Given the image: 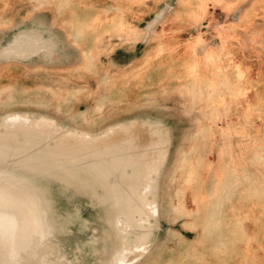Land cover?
Segmentation results:
<instances>
[{
  "label": "rangeland",
  "instance_id": "374dc122",
  "mask_svg": "<svg viewBox=\"0 0 264 264\" xmlns=\"http://www.w3.org/2000/svg\"><path fill=\"white\" fill-rule=\"evenodd\" d=\"M19 37L36 52L4 56ZM2 117L38 158L0 165L40 198L11 264H109L148 228L133 264H264V0H0ZM165 135L156 214L124 228Z\"/></svg>",
  "mask_w": 264,
  "mask_h": 264
},
{
  "label": "bare ground",
  "instance_id": "6f19581e",
  "mask_svg": "<svg viewBox=\"0 0 264 264\" xmlns=\"http://www.w3.org/2000/svg\"><path fill=\"white\" fill-rule=\"evenodd\" d=\"M160 17L161 16L158 15L156 17V20L159 19ZM31 42H33V41H31ZM21 43L24 44L27 42L22 41L20 37L17 38L15 41V44H13L8 49H6L2 54L6 57H10V56H14V55L23 57V56L29 55L28 53L33 54L36 52L35 50H30V51L23 50L21 48ZM9 122L10 121L6 118L2 117L0 119V165L4 164L10 156H21L20 160L23 159L26 162L25 163L21 162L22 164L18 165V166H20V169H22L23 171H27V172L37 171L38 170V167L36 164L37 156H36V159H33L28 155V152L30 149H28V147L26 146L27 144L25 143L26 139H28V136H25L24 133H20L19 125L15 124L16 126L13 125L10 128L8 126ZM20 126L25 127L23 125H20ZM26 128H31V127H26ZM32 131H34V129H32ZM157 131H156V133H157ZM35 132H34L35 135L33 137H35L37 139L45 138L38 131H35ZM158 135L160 137L161 133ZM19 136L21 137L20 141L22 143H16L15 142V141H18ZM77 140H79V139L77 138ZM161 140L162 141L160 143L155 144L156 147L153 150V152L158 151L157 157L152 161V163L149 162L147 164V168H146V166H144L145 164H142L144 166V168H146V169L140 171V174L145 176V179H146L145 180L146 185H145V187H143L142 193L144 194V197H146L148 200L145 198H143V199L141 198L142 199V201H141L139 198H137L133 194V193H136V194L139 193L140 189H139V191H137L138 188L135 189V188H132L131 185L128 186V183L126 184L131 190H130V196H127L126 198H124V195H123V198L121 199V200H123L125 207L127 208V210H126L127 211L126 212V215H127L126 216V223L124 224V228H131L133 225H136L139 229H144L145 226L151 225L150 222H152V221H150V220L156 214L157 209H156V203H155V199H154L155 194H156V182L154 181V174L158 173L159 168L163 164V161H164L166 153H167V148H166L167 146L166 145L168 142L167 141L168 139H166V135L164 137H162ZM45 150H46V156H50L52 149L48 150L47 146H46ZM153 152L151 151L150 154H152ZM145 153H146V151H145ZM145 155L146 154L141 155L139 152L135 155L128 156L129 159L126 160L125 157H122L121 154H118L116 156L117 159H114L115 161H112L111 163L108 162L107 165L109 166V168L113 167V169H115V170H120L121 174L123 175L124 172L128 168L133 167L135 169V167L137 165L140 166L141 165L140 164L141 158H144ZM55 156H56V150L54 152V148H53L52 157H55ZM149 156L151 158V155H149ZM98 164H99V162H98ZM151 168H153V169H151ZM136 176L139 177L138 175H136ZM24 177L25 176H16V175L12 174L11 172L10 173H3L2 170L0 169V182H2L1 184L4 185L2 187H5V188H2L0 190V208L9 207L11 209H15V208L21 209L19 211H15V212H8V211L0 212V222H5L9 227H10V224L20 222L18 220L26 218V216L24 214V209L26 210V208L35 209V214L30 216L29 221L31 222V224L38 223V220H39V215L37 214V211L39 213L38 209L40 208V205L35 204L33 202L39 201L40 198H39V200H37L38 195L34 192L35 190L33 189L31 182L26 180ZM131 178H132V176H131ZM117 195H120V194H114V196H117ZM36 196H37V199H35ZM34 199H35V201H34ZM134 200H136L134 204L128 203V202H133ZM140 203H142V204H140ZM146 208H148L150 211L151 217H149V219H147L148 217L146 216V213H145ZM146 211H148V210H146ZM1 214H2V216H1ZM34 226H35V224H34ZM4 232H6V231L0 232V237L3 239V241L1 239H0V241L4 243L3 244L4 251L0 253L2 255L1 258H3V259H0V264H11L15 261V258H18L16 250H15V245H14V243H12L15 240V237L12 236V234L8 235V234H5ZM149 235H150V230L148 228V229H146V232H144L142 230L136 236H134L135 239H134V241L132 240L133 242L126 241L125 242L126 246L119 248L118 252L115 255L114 254L112 255V258H111L112 261L109 264H126L125 261L127 260V256L129 254L128 251H130V250L131 251H130L129 255H131V252H132V254L135 253L137 255L136 256L132 255L133 258L129 262V264H133L134 262H136L140 258V256H142L146 252V250H148V248H147L148 244H144V243H147ZM121 258H122V260H121Z\"/></svg>",
  "mask_w": 264,
  "mask_h": 264
},
{
  "label": "water",
  "instance_id": "95a60500",
  "mask_svg": "<svg viewBox=\"0 0 264 264\" xmlns=\"http://www.w3.org/2000/svg\"><path fill=\"white\" fill-rule=\"evenodd\" d=\"M40 127V126H39ZM34 128H36V127H34ZM31 141H34V139L33 138H31ZM34 145V144H33ZM33 157V156H32ZM34 159V158H33ZM37 160H38V158H37ZM19 210H21L20 208H15V209H11V211H8V212H15V211H19ZM3 214V213H2ZM2 214H1V216H2ZM24 214H25V216H26V218L25 219H21V220H18V221H20V222H16V223H12V224H10V227L5 223V222H0V232H2V231H6V232H4L5 234H8V235H11L12 233H13V228H15L16 226H18V225H21V224H24L25 222H26V224L28 225V227L31 229V222L29 221L30 220V216L31 215H33V214H35V212L34 213H32V208H26V210L24 209ZM29 231V233H31L32 232V229L31 230H28ZM12 236H14L15 237V233L14 234H12ZM0 239L3 241V239L0 237ZM30 239V238H29ZM18 238H15V240L12 242V243H14V245H17L18 244ZM17 242V243H16ZM3 242H1L0 241V253L1 252H3L4 251V247H3ZM17 247H19V248H16L15 247V250H16V253H17V257L19 258V251H21V250H25L24 249V246H23V244H21V242H20V244L19 245H17ZM1 254H0V258H1Z\"/></svg>",
  "mask_w": 264,
  "mask_h": 264
},
{
  "label": "crops",
  "instance_id": "0c3cea01",
  "mask_svg": "<svg viewBox=\"0 0 264 264\" xmlns=\"http://www.w3.org/2000/svg\"><path fill=\"white\" fill-rule=\"evenodd\" d=\"M64 103H65V101H64ZM58 106H60L61 107V103H59V105ZM62 106H64V104H62Z\"/></svg>",
  "mask_w": 264,
  "mask_h": 264
}]
</instances>
